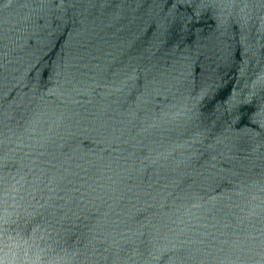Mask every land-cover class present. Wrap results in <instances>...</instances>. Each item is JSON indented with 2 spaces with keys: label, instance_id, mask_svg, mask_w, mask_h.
Wrapping results in <instances>:
<instances>
[{
  "label": "water",
  "instance_id": "95a60500",
  "mask_svg": "<svg viewBox=\"0 0 264 264\" xmlns=\"http://www.w3.org/2000/svg\"><path fill=\"white\" fill-rule=\"evenodd\" d=\"M0 264H264V0H0Z\"/></svg>",
  "mask_w": 264,
  "mask_h": 264
}]
</instances>
